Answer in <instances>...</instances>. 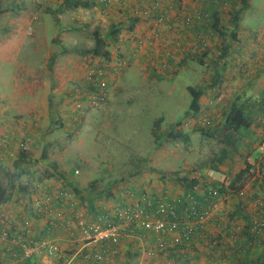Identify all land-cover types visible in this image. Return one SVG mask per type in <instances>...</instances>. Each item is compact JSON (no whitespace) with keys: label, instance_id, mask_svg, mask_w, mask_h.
<instances>
[{"label":"crops","instance_id":"crops-1","mask_svg":"<svg viewBox=\"0 0 264 264\" xmlns=\"http://www.w3.org/2000/svg\"><path fill=\"white\" fill-rule=\"evenodd\" d=\"M64 1L38 0L41 5L37 7L35 22L33 8H24L15 24L11 17L5 25L0 24V138L10 140L8 148L0 146V172L11 169L12 165L10 159L3 157L9 150L16 153L23 143L33 159L45 156L44 162L39 160L31 168L29 181L33 195H14L11 201L0 204V229L20 233L23 221L29 219L28 236L34 238L42 235L48 223V218L35 210L34 196L71 190L56 179L40 180L51 164L68 173L72 182L81 188L95 179L88 174L81 177L82 172L79 177L73 176L71 172L78 171L77 168L65 169L64 156L53 150L59 140L49 136V130L54 126L69 129L71 123L76 125L83 116L86 123L93 124L94 112L102 113L118 105L122 88L131 85L139 75L159 79L175 76L185 68L190 74L199 76V89L203 91L199 99V115L206 116L215 127L223 124L231 104L238 98L261 100L264 95V26L257 29L245 22L246 14L252 11L250 0H218L219 4H215V0H127V3L122 0H110L109 3L82 0L87 7L73 10H65ZM242 1L246 9L235 30L236 40L226 39L223 43L211 26L217 23L218 29L228 28L229 13L239 8ZM196 14H201L203 20L196 21ZM160 16H167L168 22L155 21ZM30 29L32 36H28ZM94 32L101 33L110 54L109 61L88 53L94 44ZM224 44L228 46L227 53L220 59ZM115 56L125 58L129 63L122 74L112 76L106 72L100 80L108 90L107 102L97 109H90L88 102L85 115H78L69 97L77 86H84L87 92L92 90L93 85L88 84L85 77L87 63L92 58L110 70L109 62L112 64ZM164 64L168 65L166 70ZM216 74L219 82L214 85ZM113 83L119 89L108 88ZM187 116L185 122L190 119L189 113ZM32 120L39 122V129H33L36 127ZM84 140L79 141L82 147L79 146L78 151L87 155L83 149ZM88 140L85 143L99 142L95 138ZM235 140L234 151L229 149L219 168L231 174L242 162L249 161L255 168L264 170V153L259 150L264 144V117L255 113L250 128L236 135ZM99 144L103 148V144ZM173 145L183 150L184 155L165 143L154 149L150 156L153 166H143L135 172L134 179L122 187L123 191L116 192L115 198L105 199L101 194L89 206L73 195L77 204L74 208L55 203L62 217L72 223V229H66L58 219L50 237L67 256L72 257L71 264H83L79 256L82 245L78 242L80 232L77 226L81 218L88 219L94 213L111 216L118 205H142L146 199L159 202L187 194L183 184L174 178L162 180L161 173L178 172L180 177L185 176L192 172L190 167L195 159H191L189 153L193 152L197 160L202 154L198 148L197 152L194 151L189 139H177ZM179 159L183 161L181 169H177ZM158 165L166 168L160 169ZM262 185L261 189L256 185H243V197L224 196L213 206L211 216L197 226L190 241H184L178 232L165 235L162 239L167 247L166 255L155 250L157 240L153 233L140 227L123 230L117 245L118 256L102 264H144L146 261L152 264H258L261 258L264 260V232L255 237L250 236L247 229L256 215L252 207L254 201L249 198L259 196L262 201L260 192L264 190V183ZM127 190L132 192L128 191V194ZM193 193L198 200L204 199L201 188ZM210 240H216V245ZM7 246H0V258L5 260L0 261L22 264L18 261L19 256L11 254L13 250L18 254L17 250L11 247L7 251ZM47 258L41 260L64 264L52 257ZM33 261L28 264H35Z\"/></svg>","mask_w":264,"mask_h":264},{"label":"rangeland","instance_id":"rangeland-1","mask_svg":"<svg viewBox=\"0 0 264 264\" xmlns=\"http://www.w3.org/2000/svg\"><path fill=\"white\" fill-rule=\"evenodd\" d=\"M50 1L58 2V0ZM250 2L252 11L246 14L245 22L252 24L251 26L253 28L258 29L260 26L263 27L264 4L262 5V0H250ZM40 5L38 0H0V9H7L5 13L0 15V24L5 25L8 23L9 17L13 18L15 24V19L21 17L23 11L29 8H33L34 10L32 16H35L33 20L35 22L37 20V7H40ZM49 9L51 8L49 7ZM28 32V36H32V29ZM121 58L120 56H115L112 61L113 65L111 61L109 62V65H111L109 66L110 70L105 67L103 63L94 62L91 58L87 63V69L89 67L95 69L100 67L104 71L103 77L106 75V72H110L112 76L118 75L119 73L122 74L121 71H123V69L119 67V60ZM125 69L126 68H124V70ZM133 73H136V71L133 70ZM135 77L136 75H134V78ZM87 83L93 85L91 91L87 92L88 89L84 86H77V88L75 87L74 90H71L72 94L69 97L72 108L78 115L82 113L81 116L85 115L90 96L97 94L99 90L96 88L95 83L88 81ZM103 86L107 90V87L105 85ZM188 87L195 89L200 88L199 76L190 74L188 68L180 70L175 76H164L159 79L141 78V75H139V78L134 79L131 85L122 88L118 105H114L110 110L107 109L102 113L94 112L96 115H94L93 124L86 123L85 117L83 116V119L76 125L71 123L69 129H63L62 126L58 125L51 128L49 130L51 131L49 136L51 139L59 140L55 146L58 149L53 148V150L55 149L54 151L59 152L57 155L62 154L64 156L62 159L66 170L71 168L78 169V174H73V176L79 177L82 172L81 177L87 174L92 178L95 177L92 182H96L97 189L103 190L105 199L115 198L114 194L118 191H123L122 187L127 184L129 185L134 179L133 176L135 172H138L143 166H153V162L150 161V156L154 149L158 148H154L152 137L154 128H157L159 136H163L162 145L160 146H163L165 143L167 146L176 148V146L173 145L176 140H173V142L166 140L168 139V133L172 130L181 133L180 136L174 139H189V144L194 151L197 152L198 148L199 154H202L201 157L198 155V160L193 152L189 153L191 154V159L195 158L193 160V165L190 167L191 170L214 167L222 171L219 166L213 165L210 162V158L214 157L219 152L220 148L218 145L212 141L209 136L197 132L198 127L194 125L187 127L180 126L188 118V106L191 100L187 91ZM108 88L114 91L115 89H119L114 86V83L108 86ZM84 93H86V96H83ZM108 98L107 90L106 99L97 107L92 106L90 109L99 108L107 102ZM78 105H80L81 108H78ZM158 120L160 122L158 126H155V122ZM32 123L33 126L36 127L33 129H39V122L32 120ZM23 127L25 128L26 126ZM214 128L215 126L204 129L208 132ZM94 138L99 141L97 144L92 145L91 143H85L89 141L88 139ZM81 139H85L83 149H85L87 155L78 151L80 149V144L78 143ZM26 141L28 144L29 139ZM99 143L103 144V148L100 147ZM80 147H82V145ZM231 148L233 149V147ZM176 149L179 150V148ZM64 150H66L65 153ZM179 152L184 155L183 150H179ZM89 163H91L90 167ZM176 164L177 169L183 167V161L181 159H179ZM248 167L249 165L244 161L241 163L240 167L235 169L231 174L222 172L225 174L227 173L226 175L229 180H234L241 171H246ZM158 168L165 169L166 167L158 165ZM95 173H97V175H95ZM2 174L3 170L0 172V180L4 183L5 179ZM263 175L264 170H260V168L257 169L255 165H253L252 172L245 174L242 178L243 185H256L261 189L264 183L262 181ZM101 176L102 178H100ZM27 180L29 181V178H27ZM112 190H114V192H112ZM128 191L130 193L132 192L131 190H127V192ZM129 192L128 194H130ZM109 194L111 196H109ZM256 197H251L249 199L254 200Z\"/></svg>","mask_w":264,"mask_h":264},{"label":"built area","instance_id":"built-area-1","mask_svg":"<svg viewBox=\"0 0 264 264\" xmlns=\"http://www.w3.org/2000/svg\"><path fill=\"white\" fill-rule=\"evenodd\" d=\"M102 2L109 3L110 0H101ZM127 3V0H122ZM142 1V0H136ZM215 4H219L215 0ZM196 21L203 20L201 14L195 15ZM158 23L168 22L167 16H160L155 19ZM128 60L121 58L119 60V67L124 69L128 67ZM168 65L164 64L163 69L166 70ZM104 75L102 68L89 67L86 72V80L95 83L98 90L97 94L90 96V106L97 107L107 97V90L100 83ZM77 91V89H76ZM78 108H81L78 105ZM194 125L196 127H210L212 126L211 120L205 116H197L194 119L190 118L187 122L182 123L180 126L187 127ZM10 140L7 137L0 138V146L7 147ZM25 148V144H22ZM259 150L264 153V144L259 146ZM15 153L11 150L3 158L12 160ZM249 165V172H252L253 165L251 162L246 161ZM78 174V171L74 172ZM190 178L199 180V186L195 189L204 187L202 190L203 195L206 193V198L198 200L194 193H187L184 197L172 198L164 201L154 202L146 199L142 205H122L117 206L113 215L107 216L103 213H94L88 219L81 218L77 226L80 232L79 243L82 245V250L79 253L83 264H102L104 261H110L118 256L119 250L117 248L120 232L123 230H133L136 227L151 232L156 237L155 250L164 255L167 254V247L163 241V237L167 234L178 232L184 241H190L196 233L197 226L203 223L211 216L213 206L218 203L222 198L218 195L217 189L223 186L227 189L230 184L228 176L218 168H207L203 171L193 170ZM244 196V191L239 192V197ZM65 201V202H63ZM55 203H64L69 208H74L77 204L74 200L73 194L64 190L57 194L34 196L33 206L35 210L45 215L48 218V223L42 230L40 237L34 238L28 236L31 222L25 219L22 223V231L20 233H10L7 230L0 229V246H7V251L14 247L18 254L13 250V256H19L18 261L22 264H28V261L38 259L35 264H53L51 260L43 262L42 258L52 257L57 262L62 261L64 264H71L72 257L67 256L59 245L50 237L53 233L55 221L59 219L66 229H72L70 220L62 217L58 212ZM256 213L254 221L247 229L250 236H259L264 232V204L261 200L257 199L252 205ZM242 231L243 229H239ZM216 240H210L212 245H216ZM89 248V250H87ZM48 259V258H47ZM3 260V257L0 258ZM3 264V262L0 261ZM144 264H152L146 261Z\"/></svg>","mask_w":264,"mask_h":264},{"label":"trees","instance_id":"trees-1","mask_svg":"<svg viewBox=\"0 0 264 264\" xmlns=\"http://www.w3.org/2000/svg\"><path fill=\"white\" fill-rule=\"evenodd\" d=\"M78 7H87V3L82 0H65L64 1V9L65 10H73ZM246 9V4L242 1V4L239 8L233 10L229 13L228 20V28L223 27V29L217 28V23L212 25L211 28L215 30L218 34L219 38L224 42L226 39L236 40V27L240 20V17L244 10ZM7 9H0V13L5 12ZM93 36V47L88 51V53L92 57L100 58L101 60L108 61L109 60V52L106 49V43L99 32L92 33ZM227 45H223L222 54L220 59H222L227 53ZM218 74H216V79L213 81V84H218ZM187 91L191 97L190 104L188 106L189 110V118L194 119L200 114V105L199 99L202 96L201 89H195L192 87H188ZM255 113H259L264 117V95L261 100L243 98L237 99L234 103L231 104L230 110L225 117L223 124L220 127H215L211 131H206L204 128L206 127H198L197 132L204 134L205 136H209V138L214 141L219 149V152L212 158H210V162L213 165H220L226 159L228 151L231 147H233L236 143L235 136L238 134L247 131L253 120V115ZM200 116V115H199ZM159 120L155 122V126H158ZM213 127L210 126L208 128ZM180 132L170 131L167 135L166 140L172 141L177 140L174 139L177 136H180ZM154 148L160 146L163 136H159L157 133V128H154L152 131ZM7 148V147H6ZM45 156L43 155L39 160L44 162ZM38 159H33L28 150L25 148H20L16 153L15 157L11 160L12 165L11 169L3 170V177L5 182L3 183L0 180V204H5L12 200L14 195L23 197L26 195L32 196L33 190L31 189L30 183L27 178L32 177L31 168H33L38 162ZM214 168V167H209ZM249 168L246 171H241L238 177H235L234 180H230V184L225 189L223 186H220L217 191L218 195L223 198L226 195H231L235 197H239V192L242 190L243 186V177L245 174L249 173ZM207 168L199 169L197 171H203ZM262 167H260V170ZM193 171V170H192ZM71 174H74L71 172ZM191 171L187 173L185 176L180 177L178 172H169L161 173V179L165 180L167 178H174L177 182L183 184L188 191L187 193H193L194 187L199 186L200 182L197 179L190 178ZM49 179L59 180L65 187L70 188V192L79 198V200L86 205L92 206L95 200L103 194L102 191H98L96 188V182L89 183L85 188H81L77 183L72 182L69 177V174L60 170L56 164H51L49 169H46L41 176V181ZM203 189L204 187H200ZM261 196H263V204H264V190L261 192ZM110 196V194H109ZM207 194H204V198H206ZM261 200L260 197H256L255 200ZM258 264H264V260L262 258L258 262Z\"/></svg>","mask_w":264,"mask_h":264}]
</instances>
